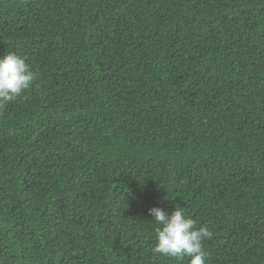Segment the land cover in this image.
<instances>
[{
    "label": "trees",
    "instance_id": "1",
    "mask_svg": "<svg viewBox=\"0 0 264 264\" xmlns=\"http://www.w3.org/2000/svg\"><path fill=\"white\" fill-rule=\"evenodd\" d=\"M0 264H188L149 209L207 226L206 264H264V0H0Z\"/></svg>",
    "mask_w": 264,
    "mask_h": 264
},
{
    "label": "clouds",
    "instance_id": "2",
    "mask_svg": "<svg viewBox=\"0 0 264 264\" xmlns=\"http://www.w3.org/2000/svg\"><path fill=\"white\" fill-rule=\"evenodd\" d=\"M37 75L26 59L15 52L0 56V109L15 102L34 83ZM155 225L154 255L182 261L190 258L188 264H206L203 243L212 238L207 226L196 227V221L186 216L185 209L177 207L169 214L159 207L149 209Z\"/></svg>",
    "mask_w": 264,
    "mask_h": 264
}]
</instances>
